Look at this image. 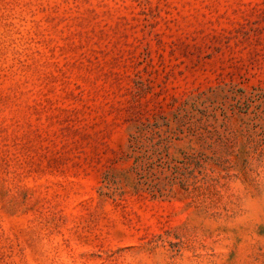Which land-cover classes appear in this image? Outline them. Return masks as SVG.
Segmentation results:
<instances>
[{"label": "rangeland", "instance_id": "rangeland-1", "mask_svg": "<svg viewBox=\"0 0 264 264\" xmlns=\"http://www.w3.org/2000/svg\"><path fill=\"white\" fill-rule=\"evenodd\" d=\"M0 264H264V0H0Z\"/></svg>", "mask_w": 264, "mask_h": 264}]
</instances>
